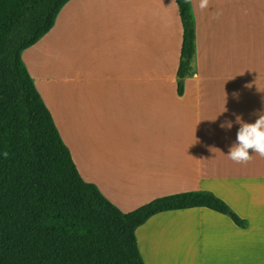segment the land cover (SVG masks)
Segmentation results:
<instances>
[{
    "label": "crops",
    "instance_id": "obj_1",
    "mask_svg": "<svg viewBox=\"0 0 264 264\" xmlns=\"http://www.w3.org/2000/svg\"><path fill=\"white\" fill-rule=\"evenodd\" d=\"M197 2H190L197 66L182 94L176 82L182 25L175 0H70L52 29L21 58L42 48H51L54 59L112 58L119 53L113 22L123 14L126 62L142 53L161 59L125 68L130 82L123 75L126 97L118 119L101 111L112 101L82 102L90 93L67 60H59L60 74L47 69L41 78L50 86L60 82L64 111L58 118L40 78L23 61L81 179L124 214L162 197L210 192L248 224L240 228L206 208L156 214L135 232L144 264H264V158L252 150L247 164L227 157L239 128L233 113L253 123L258 118L253 113L264 111V0H210L204 12ZM216 12L222 15L213 19ZM158 60H170L168 72ZM154 73L160 79L147 82ZM201 87L204 98H194ZM76 112L78 129L86 120L108 121L122 145L106 148L101 139L89 138L75 146L64 116ZM226 119L233 122L230 130L220 127Z\"/></svg>",
    "mask_w": 264,
    "mask_h": 264
},
{
    "label": "trees",
    "instance_id": "obj_2",
    "mask_svg": "<svg viewBox=\"0 0 264 264\" xmlns=\"http://www.w3.org/2000/svg\"><path fill=\"white\" fill-rule=\"evenodd\" d=\"M69 1L0 0V264H144L135 232L169 211L206 208L246 228L210 192L162 197L124 214L81 179L21 58ZM175 3L182 94L193 73L195 28L191 4Z\"/></svg>",
    "mask_w": 264,
    "mask_h": 264
},
{
    "label": "rangeland",
    "instance_id": "obj_3",
    "mask_svg": "<svg viewBox=\"0 0 264 264\" xmlns=\"http://www.w3.org/2000/svg\"><path fill=\"white\" fill-rule=\"evenodd\" d=\"M112 29V39L118 44L119 53L117 55H112L110 57H83V58H73V59H54L49 58L52 54L53 50L51 48L41 49L36 53V50H32L31 52L24 55V63L29 65L31 69L34 70L35 74L40 78V83L45 88L48 93L52 103L56 108V112L58 114V118H60V112L63 113L64 109L61 107V99L59 96L60 92V82L56 85H47L42 82V77L45 76L48 72H56L60 74V61L59 60H67L71 66H73L74 74L78 72L81 77V82L79 83L85 90H87L90 94L89 97L83 98L82 102L84 103L86 100L93 101H112V107L101 108V111L105 114H112V121L119 118V112L124 107L123 96L126 97L124 80L122 79L123 75H125L127 82L129 83V77L126 74V69L129 68L131 70H136L142 63L144 59L147 58H157L161 59V55L159 54H138L136 60L126 62L124 55V47L121 44L123 42V37L125 35L126 27L124 25L123 14L118 12L114 22ZM23 56V55H22ZM135 56V55H132ZM49 59V60H48ZM52 59V60H50ZM47 62V66L44 67V63ZM159 63H162L164 70H167L170 60H158ZM33 64V68H32ZM193 71L196 70L197 61L194 57L193 60ZM168 72V70H167ZM157 73L154 75H149V80L147 82H156L157 81ZM160 75V74H159ZM41 76V77H40ZM177 82V81H176ZM124 85V86H123ZM120 88H123V92H119ZM194 98H204V87H201L196 92V96ZM129 105V104H127ZM125 105V106H127ZM72 108H69L70 112ZM123 115V111L121 112ZM54 119V118H53ZM55 122V121H54ZM65 126L67 128V136L73 142L75 146H77L78 142L82 146L87 143L89 138H93L95 142L99 139L103 141V145L106 148L118 147L121 146V141L115 136L112 135V132L115 130V127L109 125L108 121L104 123H99V120L96 122L86 120L82 122V127L78 129L77 122V112L75 115H71L69 117L64 116ZM56 124V123H55ZM62 138V137H61ZM63 140V139H62ZM64 142V140H63Z\"/></svg>",
    "mask_w": 264,
    "mask_h": 264
},
{
    "label": "clouds",
    "instance_id": "obj_4",
    "mask_svg": "<svg viewBox=\"0 0 264 264\" xmlns=\"http://www.w3.org/2000/svg\"><path fill=\"white\" fill-rule=\"evenodd\" d=\"M190 2L191 0H185L186 4ZM209 4L210 0H198L196 7L199 11L204 12L209 9ZM220 15H222L221 12L214 13L213 19H218ZM233 95L235 96L236 94L234 93ZM225 111L227 109L224 107L221 113ZM233 115L235 116V123L239 125V128L236 132L235 142L229 148L227 157L234 163L247 164L252 160V155H249V150H252L259 157L264 158V111L253 113V115H257L258 117L253 123L244 122L240 115H236L235 113ZM232 125L233 122L226 119L221 123L220 127L230 130Z\"/></svg>",
    "mask_w": 264,
    "mask_h": 264
}]
</instances>
